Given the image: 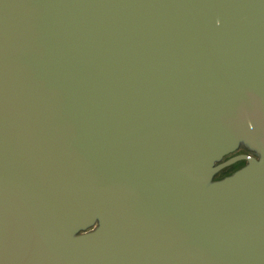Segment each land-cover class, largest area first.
Listing matches in <instances>:
<instances>
[{"label": "water", "instance_id": "1", "mask_svg": "<svg viewBox=\"0 0 264 264\" xmlns=\"http://www.w3.org/2000/svg\"><path fill=\"white\" fill-rule=\"evenodd\" d=\"M0 264H264V0H0Z\"/></svg>", "mask_w": 264, "mask_h": 264}, {"label": "rangeland", "instance_id": "2", "mask_svg": "<svg viewBox=\"0 0 264 264\" xmlns=\"http://www.w3.org/2000/svg\"><path fill=\"white\" fill-rule=\"evenodd\" d=\"M243 166H244V163L240 162V163H237L236 165H233V166L227 168L226 170L223 171V173L220 175V177L218 179L223 178L225 176H228V175L234 173L236 170H238L239 168H241Z\"/></svg>", "mask_w": 264, "mask_h": 264}, {"label": "flooded vegetation", "instance_id": "3", "mask_svg": "<svg viewBox=\"0 0 264 264\" xmlns=\"http://www.w3.org/2000/svg\"><path fill=\"white\" fill-rule=\"evenodd\" d=\"M252 155V156H255V154H253L252 152H250L249 150H247V149H245V148H242V149H239L238 151H236L235 153H233V154H230V155H228V156H226L225 158H224V160H228V159H230V158H232V157H234V156H237V155ZM243 163H244V165L246 164V162L245 161H242ZM241 162V163H242ZM240 163V162H239ZM236 165V164H235ZM240 169V168H239Z\"/></svg>", "mask_w": 264, "mask_h": 264}, {"label": "trees", "instance_id": "4", "mask_svg": "<svg viewBox=\"0 0 264 264\" xmlns=\"http://www.w3.org/2000/svg\"><path fill=\"white\" fill-rule=\"evenodd\" d=\"M226 170V169H225ZM223 173V171L218 175V177L217 178H219L220 177V175Z\"/></svg>", "mask_w": 264, "mask_h": 264}]
</instances>
